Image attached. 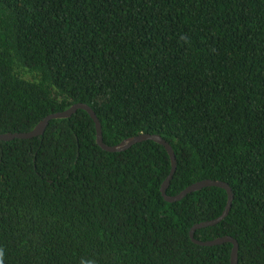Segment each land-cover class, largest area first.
<instances>
[{
  "label": "trees",
  "instance_id": "obj_1",
  "mask_svg": "<svg viewBox=\"0 0 264 264\" xmlns=\"http://www.w3.org/2000/svg\"><path fill=\"white\" fill-rule=\"evenodd\" d=\"M76 104L108 147L170 145L166 196L226 183L194 239L264 264V0H0V134ZM170 171L152 141L103 151L83 110L0 141L2 264H230L189 237L227 193L167 202Z\"/></svg>",
  "mask_w": 264,
  "mask_h": 264
},
{
  "label": "water",
  "instance_id": "obj_2",
  "mask_svg": "<svg viewBox=\"0 0 264 264\" xmlns=\"http://www.w3.org/2000/svg\"><path fill=\"white\" fill-rule=\"evenodd\" d=\"M77 110H83L89 115V117L93 121L94 127H95V142H96L97 146L100 147L105 152H109V153L123 152V151H126L127 149H129L130 147H132L133 145L144 142V141H152L154 143L159 144L160 146H162L165 149L167 155L169 156L170 163H171L170 174L167 177V179L163 182V184L161 185V188H160L161 195L165 201L171 202V203L176 202V201L181 200L186 195H188L192 192H195V191H198L200 189L207 188V187H217V188H221V189L225 190V192L227 193V203H226V207H225L223 213L218 218H216L212 221H207V222H203V223H199V224L194 225L189 232V237L194 244H197L199 246H216V245H221L224 243L231 244L232 248H231V253H230V264H237L238 244L232 238L222 237V238H217L213 241H208V242H199V241H196L194 239V233L196 230L214 226L225 218V216L227 215V213L231 207V202L233 199V195H232L230 187L226 183H223V182L205 180V181L197 182V183L187 187L185 190H183L182 192H180L178 195H176L174 197L166 196L165 192L168 188L169 182H170V180L174 174V171L176 169V161H175V156H174V153H173L170 145L166 141H164L160 136H158V135H138L135 137L125 139V140L121 141L116 146L108 147L103 143L101 125H100L98 119L96 118L94 112L87 105L76 104V105L71 106L67 111H64L62 113L52 114V115L45 117L37 126H35L31 131H29L27 133L0 134V141L6 142V141L14 140V139H32V138L41 136L44 133L49 121L56 120V119H62V118H68L72 114H74Z\"/></svg>",
  "mask_w": 264,
  "mask_h": 264
},
{
  "label": "clouds",
  "instance_id": "obj_3",
  "mask_svg": "<svg viewBox=\"0 0 264 264\" xmlns=\"http://www.w3.org/2000/svg\"><path fill=\"white\" fill-rule=\"evenodd\" d=\"M3 253L0 252V257H2ZM0 264H2V259H0Z\"/></svg>",
  "mask_w": 264,
  "mask_h": 264
}]
</instances>
